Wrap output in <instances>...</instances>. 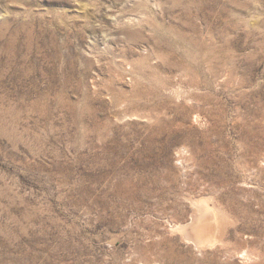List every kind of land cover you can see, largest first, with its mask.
<instances>
[{
  "label": "rangeland",
  "instance_id": "374dc122",
  "mask_svg": "<svg viewBox=\"0 0 264 264\" xmlns=\"http://www.w3.org/2000/svg\"><path fill=\"white\" fill-rule=\"evenodd\" d=\"M0 264H264V0H0Z\"/></svg>",
  "mask_w": 264,
  "mask_h": 264
},
{
  "label": "bare ground",
  "instance_id": "6f19581e",
  "mask_svg": "<svg viewBox=\"0 0 264 264\" xmlns=\"http://www.w3.org/2000/svg\"><path fill=\"white\" fill-rule=\"evenodd\" d=\"M203 210V209H201ZM202 212V211H201ZM216 215V214H215ZM215 217V216H214ZM217 218V217H216ZM210 221H208V224L210 225L211 223V226L214 225L215 223V220L213 218V215H212V212L210 213V217H209ZM217 221V220H216ZM218 222V221H217ZM211 226H202V229L201 231L203 232H200L198 235H195L194 234V224L191 225V227H189L188 229V233H190V235L193 237V239L198 242V243H203V242H206V241H213L215 240L216 237H214L215 235V230H214V227L211 228ZM218 234V233H217ZM217 240V239H216ZM219 242V241H218Z\"/></svg>",
  "mask_w": 264,
  "mask_h": 264
}]
</instances>
